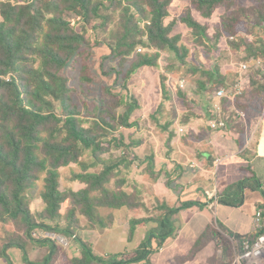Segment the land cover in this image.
<instances>
[{
  "label": "trees",
  "instance_id": "1",
  "mask_svg": "<svg viewBox=\"0 0 264 264\" xmlns=\"http://www.w3.org/2000/svg\"><path fill=\"white\" fill-rule=\"evenodd\" d=\"M172 1L0 0V223L20 224L22 229L17 240L0 243V258L9 264L12 262L7 249L14 245L23 250L25 264H55L59 258L64 264H155L151 260V240L156 238L164 245L176 236L177 226L171 218L188 203L173 208L159 200L156 206L162 210L163 216L130 220L129 240L139 226L149 221H156L157 225L148 231L135 251L117 254L121 257L119 260L95 254L91 245L79 235L75 241L81 253L75 257L68 255L56 242L36 240L31 235L34 229L45 228L71 236L76 233L74 229L81 228V216L87 217L89 223L103 222L101 208L145 207L147 210L137 190L138 183L129 176L137 159L134 149L143 143L125 133L126 129L138 126L133 114L140 107L127 82L138 69L157 67L167 50L185 61L186 49L180 44L182 36L174 33L179 19L170 21ZM235 2L189 0L186 14L180 20L190 28L195 42L204 44L205 38L209 37L208 27L195 18L193 10L210 18L220 5H225L226 12L215 37L224 33L233 36L242 27L248 36H255V40L244 38L239 45L254 56L264 58V0L236 7ZM90 29L97 35L100 32L107 35L109 57L117 60L123 69L119 71L112 67L111 71L104 72L111 74L114 71L115 75H123L124 80L121 85L116 82L103 86L94 98L93 107L88 101L82 106L76 100L78 90L70 84L67 73L79 58L89 60L92 48L98 44L88 38ZM232 44L238 46L235 42ZM128 62L130 64L126 67ZM86 65L81 80L91 83L93 78ZM216 70L219 73V69ZM218 77L214 86L206 90L224 83L222 76ZM206 81L204 86L197 82L198 88L204 89L209 83L208 79ZM164 82L161 76L163 95L167 93ZM257 85L263 92L264 84ZM165 110L162 102L153 114L152 118L159 127L164 126L162 116ZM235 119L232 117L229 124L235 123ZM147 159H150L148 169L146 166L144 172L157 181L161 173L150 168L154 165V158ZM72 164L82 168L72 174V181L84 186L77 190H61V169ZM96 168L98 170L91 171ZM42 176L41 198L45 206L34 211L30 192ZM252 179L255 181L251 177L234 183L229 189V194L234 193V199L219 201L242 205L245 196L235 195L236 190H256ZM65 202H70V208L66 213L68 223L63 226L61 208ZM257 236L255 233L233 234L209 225L191 250L176 258V263L192 260L199 251L213 243L215 252L207 264H232L235 254L242 250L243 240ZM34 243L50 246V254L41 262L29 258L27 245Z\"/></svg>",
  "mask_w": 264,
  "mask_h": 264
},
{
  "label": "crops",
  "instance_id": "2",
  "mask_svg": "<svg viewBox=\"0 0 264 264\" xmlns=\"http://www.w3.org/2000/svg\"><path fill=\"white\" fill-rule=\"evenodd\" d=\"M179 1H172L171 11L174 3ZM187 3L189 0L184 2L188 5ZM173 19L172 14L170 21ZM178 22L179 20L175 24L174 33L181 34L176 30ZM212 74L213 79L208 80V85L204 89L196 88V93L190 92V94L188 90L182 98H179V95L176 97L169 92L174 96L173 98L178 99L176 102L180 103L177 105L181 111L172 117L166 102L167 112L163 116L166 120L164 122L162 120V123L167 129H164L163 125L159 127L164 133L161 136L163 147L161 146L159 154L154 153L153 150L147 154V158H154V167L150 168L156 173H161L160 178L155 181L147 172L155 187L154 195L147 196V200L145 197L142 199L146 203L147 210L145 207L101 208L100 215L103 222L98 223H89L87 217L82 216L84 220H81L82 226L78 235L91 245L95 254L119 260L121 257L116 256L117 254L135 251L157 222L149 221L139 226L129 240L130 220L163 216L162 210L156 206L157 200L173 208L185 203L188 205L177 210L171 218L177 226V234L174 238L164 245H161L156 238L151 240V260L155 264H177L176 258L185 256L209 225L220 227L233 234L254 233L255 213L259 208L264 211V101L260 103L258 100H253L255 101L253 102L251 98L256 99L260 94L264 97V91H260V86L253 84L251 86L248 82V93H251V98L247 96L244 100L248 107L246 117L235 119V123H230L225 129L212 130L209 127V120L213 91L210 92L206 88L214 86L213 82L219 79L218 75H221V80L227 83L224 72L218 73L216 67L213 68ZM261 80L264 83V78ZM237 82L239 81L236 79L231 83ZM166 88L171 90L170 84L168 87L166 85ZM186 89H189V84L182 91L185 92ZM187 112L189 114L183 117ZM253 112L256 114L253 115ZM153 114L151 113L150 117H153ZM180 127H185L187 132L180 133ZM149 160L147 159V169ZM251 177L255 178V181L253 179L251 181L257 186L256 190H236L235 195L245 196L242 205L233 206L220 202L222 198L234 199V193L229 194L231 185ZM134 180L138 183L137 179ZM83 186L79 183L78 189ZM135 210L137 213L134 214ZM27 247L29 258L37 262L43 261L51 252L50 246L46 243L28 244ZM64 251L75 257L80 255L81 248L74 240ZM214 252V244L210 243L192 260L182 264H207ZM7 254L12 264H25L23 250L17 245L9 247ZM0 264L9 263L4 258H0ZM55 264H64V260L59 258ZM125 264H142V262Z\"/></svg>",
  "mask_w": 264,
  "mask_h": 264
},
{
  "label": "rangeland",
  "instance_id": "3",
  "mask_svg": "<svg viewBox=\"0 0 264 264\" xmlns=\"http://www.w3.org/2000/svg\"><path fill=\"white\" fill-rule=\"evenodd\" d=\"M184 2H188V0H180L179 3L175 2L172 7V14L174 18L179 19L176 30L182 34V40L180 44L184 49H186L185 61H181L175 52L167 50L162 54L157 67H152L151 69L149 67H142L138 69L127 82L131 93L137 97L140 107L133 114V120L137 121L138 126L132 129H126L125 133L129 136H132V138L135 140H141L143 143L134 149L137 159L135 160V166L131 169V171H129V176H131L132 179L134 178L138 180L139 188H137V190H139V195L143 198L145 197L146 200L147 196L155 194V187L150 181V177L146 172H144V169L147 166V154H149L152 150L154 153L156 152L159 154L163 147V140H161V136L164 133L159 129V126L155 124L153 118L150 117L151 113L156 112L159 104L164 102L166 105L167 102L168 109L171 111L169 112L172 114L171 116H176L177 113L181 111L180 107L177 105L180 103L176 102L178 101L176 98L177 95L180 96L179 98H182L183 95L188 92V90L189 93H196L195 90L196 88L198 89L197 82H201L204 86L205 82H207L206 80L210 79L209 75H211V79H213L212 70L216 67L219 69V72H224L225 76L227 77V83L224 82L222 84H216L215 87L210 90V92H212L214 88H225L229 95H235L233 98L234 106L246 112L248 107L246 106L244 100L247 98V96L251 98V93H248V82L251 83V86L252 84L256 86L257 84H262L263 82L261 79L264 78V73H262L263 71L255 69L253 65H251L250 70L246 73L240 71V65L243 62H247L258 57L254 56L239 44L244 38L253 41L255 40V36H248L244 29L240 27L237 33L233 36L224 33L223 36L219 38L215 37L217 29L221 26L222 15L226 12L225 5H220L215 11L214 15L210 18H205L199 11L195 9L193 10L195 18L208 27L209 37L205 38V43L202 44L200 42H195L188 26L180 20V18L186 14L187 7L189 6V3L186 5ZM253 2L254 0H236L235 7L237 5L250 6L253 4ZM88 38L93 41H98V44L92 48V55L90 59L84 61L83 58H79L77 62L72 64V67L68 69L67 73L71 78L70 84L78 90L76 100L79 101L82 106L84 101H88L90 106L93 107L94 98L97 96L103 86H108L111 84L113 85L116 82L120 83L121 85L124 80L123 75L120 76L119 73H117L118 75H115L114 71H112L111 74H106L104 72V70L111 71L112 67L118 68L119 71L123 70L120 66H118L117 60L109 57V48L106 44L107 35L103 32H100L97 35L96 32L90 29L88 32ZM232 42H235L238 44V46H234ZM261 59L264 60V58ZM84 64L89 66V75L93 78V82L91 83L83 82L81 80ZM129 64L130 62H128L126 67H128ZM161 76H163V79H165L164 83L167 85V87L168 84H170L171 87V90L166 88L167 93L165 95H163L160 85ZM168 79H170L169 82ZM236 79L237 81H243V90L237 95L235 93V85L239 82L236 84L231 83ZM183 80L185 81V86L189 84V89H186L185 92L182 91L183 88L180 87V84L184 82ZM169 92L174 94L176 97L173 98L174 96H171ZM165 96H167L168 100L165 99ZM253 100H258L260 103H262L264 101V97L262 94H260L256 99L251 98V101ZM224 104L225 111H228V105L231 103H227V99H225ZM166 112L167 109L164 114H166ZM254 114H256V112H253V115ZM162 120L164 122L166 118H163L162 116ZM114 153L118 152L114 151ZM81 170V166L77 164H72L71 166L62 168L60 178L61 190H65L67 188L78 189L79 182L72 181L71 176L74 172H80ZM93 170H98V168L92 169L91 171ZM43 188L44 181L42 176L37 182L36 187L30 192L31 206L34 211L42 210L45 206L41 198V192ZM129 188L131 189L132 186ZM69 208L70 202H65L62 205L61 210L63 216L60 222L63 226L68 223V220L66 219V213ZM135 213H137L136 210L134 214ZM80 219L84 220L82 216ZM104 220L106 221L105 217ZM80 229L81 228L74 229L76 235H78ZM21 233L22 229L20 224L0 223L1 244L10 239L15 238L17 240ZM59 246L63 249L67 247L63 245Z\"/></svg>",
  "mask_w": 264,
  "mask_h": 264
},
{
  "label": "built area",
  "instance_id": "4",
  "mask_svg": "<svg viewBox=\"0 0 264 264\" xmlns=\"http://www.w3.org/2000/svg\"><path fill=\"white\" fill-rule=\"evenodd\" d=\"M251 65L255 69L262 70L264 73V60L261 58H255L247 62H243L240 65V71L246 73L250 70ZM180 87L185 88V81L180 84ZM235 93L240 94L243 90V81H239L235 85ZM235 96V95H234ZM234 96L228 94L227 90L222 87H218L213 91L212 107L210 112L209 127L212 130L225 129L228 127L232 117L236 119H244L246 112L240 108L234 106ZM227 99L229 110L225 111L224 100ZM180 133H186L185 127L179 128ZM264 211L259 208L253 219L254 233L258 236L254 239L246 238L242 242V250L235 254L232 264H264ZM32 238L36 240L47 239L54 241L59 245L68 246L71 241L77 238L76 234L67 236L61 232L48 230L45 228H36L31 233Z\"/></svg>",
  "mask_w": 264,
  "mask_h": 264
}]
</instances>
